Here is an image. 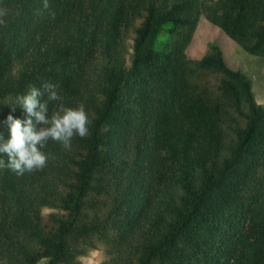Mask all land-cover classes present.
Listing matches in <instances>:
<instances>
[{
  "label": "trees",
  "instance_id": "obj_1",
  "mask_svg": "<svg viewBox=\"0 0 264 264\" xmlns=\"http://www.w3.org/2000/svg\"><path fill=\"white\" fill-rule=\"evenodd\" d=\"M47 2L0 0V135L10 139L9 115L27 119L17 98L45 82L61 97L49 116L82 104L91 124L70 149L50 139L41 169L0 168V264H38L45 208V264H76L98 242L124 264H264V109L218 47L189 68L198 0ZM224 9L225 35L264 58V0ZM166 26L173 42L160 52Z\"/></svg>",
  "mask_w": 264,
  "mask_h": 264
},
{
  "label": "rangeland",
  "instance_id": "obj_2",
  "mask_svg": "<svg viewBox=\"0 0 264 264\" xmlns=\"http://www.w3.org/2000/svg\"><path fill=\"white\" fill-rule=\"evenodd\" d=\"M226 2L227 0H198L200 14L192 41L184 51L186 62L192 69L194 63L208 55L214 46L218 47L227 67L240 72L248 80L254 101L264 109V58L246 53L222 31V26L230 20V15L224 9ZM132 36L133 33L130 32L127 40L128 47L131 45L130 38ZM172 42L173 36L169 33V27L166 26L156 41V49L165 52ZM219 77V75L211 73L198 72L195 80L203 85L208 84L210 87H215L219 82ZM70 183L71 188L63 194L61 213H66V210H62V208H68L74 199L79 180L73 178ZM51 212V209L46 208L41 212L46 239L49 243L38 248L37 253L39 261L45 258V263L53 253L52 229L48 221V215ZM112 249L106 244L98 242L95 249L78 257L76 264H112L113 262L124 264L125 259H116Z\"/></svg>",
  "mask_w": 264,
  "mask_h": 264
},
{
  "label": "clouds",
  "instance_id": "obj_3",
  "mask_svg": "<svg viewBox=\"0 0 264 264\" xmlns=\"http://www.w3.org/2000/svg\"><path fill=\"white\" fill-rule=\"evenodd\" d=\"M44 7H48L47 0H44ZM7 15L8 10L0 8V25L5 23L3 17ZM57 87L51 82L42 85L43 91L30 86L27 94L17 98L27 119H17L12 115L7 117L10 139L5 141L3 135H0V154L6 155L8 159L7 162L0 159V168L6 167L18 175L41 169L49 158L42 149L50 139L70 149L74 136H87L91 119L82 104L77 107L60 104L49 116V101L61 99ZM45 93L47 100L42 99ZM38 264H45V258Z\"/></svg>",
  "mask_w": 264,
  "mask_h": 264
}]
</instances>
